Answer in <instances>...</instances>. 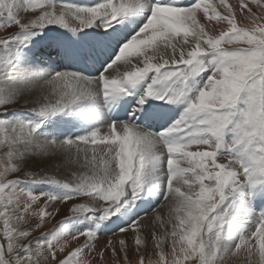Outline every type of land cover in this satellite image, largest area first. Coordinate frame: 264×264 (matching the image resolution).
<instances>
[{"label":"snow or ice","instance_id":"obj_1","mask_svg":"<svg viewBox=\"0 0 264 264\" xmlns=\"http://www.w3.org/2000/svg\"><path fill=\"white\" fill-rule=\"evenodd\" d=\"M13 28L0 264H264V0H0Z\"/></svg>","mask_w":264,"mask_h":264},{"label":"rangeland","instance_id":"obj_2","mask_svg":"<svg viewBox=\"0 0 264 264\" xmlns=\"http://www.w3.org/2000/svg\"><path fill=\"white\" fill-rule=\"evenodd\" d=\"M77 1L78 0H73V2H77ZM80 2L81 3H86L85 1H82V0H80ZM90 2H91V0H88L87 1V3H90ZM236 2H237V0H231V3H233V4L236 3ZM229 3H230V0H229ZM221 11H223V9H221ZM28 15H32V14L29 13ZM11 31H15V28L10 29V30H7V31H4V32H0V34L2 33V35H0V36L7 35V34H4V33L5 32H11ZM28 107H31V105H29ZM15 108L20 109V110H23L21 108V105L20 104L15 105ZM0 111H3V109H0ZM47 167H48V165L46 163H44V164L36 163V164H33L31 166V170L36 171L39 168H47ZM57 175L60 178H64V179L70 178L68 176L67 172L64 171L63 169L59 173H57ZM69 203H71V202H69ZM165 208L166 207L160 208L159 209V212L161 210H164ZM65 215H67V206L66 205L65 206H62L61 216H58L57 215L56 218L53 219L52 221L56 224L57 221L60 220V219H62ZM144 219H147L148 220L145 223V225H151L152 224V221L154 220V215L150 213ZM144 230L151 232V230H150L149 227H146L145 229H143V231ZM42 232H46V231H44V229H42V230H40L38 232H35L34 235L35 236H39V235H41ZM121 235H123V237L129 242L130 245L132 244L133 233L131 231H129L127 233H123V234H118V235H111V233H104L103 235L100 236L99 242L96 245L97 251H99V249L104 246V245L102 246L101 244H99L101 242L100 240H103V239H107V240L112 239L113 241H117V240L120 239V236ZM146 236H147L146 239L148 241L147 251H148V254H152L154 252V248H153V244H152V235L150 233L149 235H146ZM81 239H83V238H81ZM165 248H166V250H168V242L165 243ZM129 256H130V258H132V252H131V250L129 251ZM226 264H246V258H245V255H244L243 250H242V252L240 254H238L237 257H232V258L228 259L226 261Z\"/></svg>","mask_w":264,"mask_h":264},{"label":"bare ground","instance_id":"obj_3","mask_svg":"<svg viewBox=\"0 0 264 264\" xmlns=\"http://www.w3.org/2000/svg\"><path fill=\"white\" fill-rule=\"evenodd\" d=\"M82 1H85L86 3H87V1L88 0H82ZM76 3H81L80 2V0H78ZM230 3H231V0H230ZM4 34H8V32H5ZM0 35H2V33L0 34ZM167 204V202H165V205ZM160 214H161V216L162 217H164V218H166V215H167V208H165L164 210H161L160 211ZM58 216H61V213L58 215ZM148 220L147 219H144V220H142L141 221V223H143V224H145L146 222H147ZM54 222L53 221H51V223H47V224H45V226L42 228V229H44V231H51V229L53 228V226H54ZM41 229V230H42ZM144 233H145V235H149L151 232H149V231H143ZM147 237V236H146ZM81 240H83V239H81ZM101 242L99 243V244H101L102 246L103 245H105L106 244V242L108 241L107 239H103V240H100ZM99 242V241H98ZM72 246H74V245H70V247H72ZM108 253H106L105 254V257L107 258L108 257Z\"/></svg>","mask_w":264,"mask_h":264}]
</instances>
